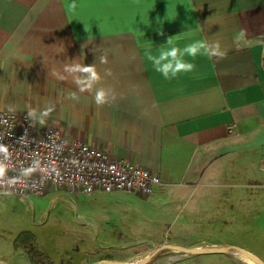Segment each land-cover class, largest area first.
<instances>
[{
	"label": "crops",
	"instance_id": "1",
	"mask_svg": "<svg viewBox=\"0 0 264 264\" xmlns=\"http://www.w3.org/2000/svg\"><path fill=\"white\" fill-rule=\"evenodd\" d=\"M240 29L246 38L237 41ZM176 35L180 47L219 40L227 58L198 56L196 71L166 80L146 54ZM105 53L108 62H96L100 86L116 99L97 106L92 92L57 74ZM72 91L78 101L68 99ZM49 103L45 124L147 168L159 177L155 189L195 185L230 159L264 182V0H0V109L39 114ZM20 250L12 243L17 259L0 256V264H29Z\"/></svg>",
	"mask_w": 264,
	"mask_h": 264
},
{
	"label": "rangeland",
	"instance_id": "2",
	"mask_svg": "<svg viewBox=\"0 0 264 264\" xmlns=\"http://www.w3.org/2000/svg\"><path fill=\"white\" fill-rule=\"evenodd\" d=\"M255 177L244 161L230 159L195 185H159L145 196L59 187L40 196L0 192V256L17 259L12 243L27 231L58 264H229L227 256L241 254L235 244L264 259V182ZM217 244L224 249L186 250Z\"/></svg>",
	"mask_w": 264,
	"mask_h": 264
},
{
	"label": "built area",
	"instance_id": "3",
	"mask_svg": "<svg viewBox=\"0 0 264 264\" xmlns=\"http://www.w3.org/2000/svg\"><path fill=\"white\" fill-rule=\"evenodd\" d=\"M30 110L0 109V143L9 151L7 159L0 154V163L6 165L0 192L40 196L50 187H59L80 194L115 190L145 196L160 183L158 175L145 167L68 138L56 127L30 121ZM226 130L234 133V124H227Z\"/></svg>",
	"mask_w": 264,
	"mask_h": 264
},
{
	"label": "clouds",
	"instance_id": "4",
	"mask_svg": "<svg viewBox=\"0 0 264 264\" xmlns=\"http://www.w3.org/2000/svg\"><path fill=\"white\" fill-rule=\"evenodd\" d=\"M163 35V32L160 33ZM177 36H170L167 38L166 43L160 45L156 52H147V60L152 64L154 70L160 73L164 79L171 80L178 78L182 74H188L196 71L197 65L193 62L198 56L206 57L209 60L219 62L227 58L228 49L223 47L219 40L209 41L207 39H193L190 43L185 44L183 47L178 46ZM246 38V30L240 29L235 39L237 41ZM90 42V38L83 47H86ZM95 53V51L93 50ZM72 63H65L63 74H57L59 79L72 78L73 83L79 93L92 92L95 104L103 106L114 102L115 94L103 86H100L102 76L98 72L96 62L106 64L108 62L107 54L95 55V61L92 64H78L75 60ZM77 91H72L68 95L71 101H78L79 95ZM55 110V105L49 103L45 108L37 114L35 110L27 112V118L30 121L36 120L40 125H44L46 118ZM24 136L20 139L23 140ZM0 154L5 159L8 158V146L0 143ZM28 170H26L27 172ZM6 165L0 163V178L5 176Z\"/></svg>",
	"mask_w": 264,
	"mask_h": 264
},
{
	"label": "trees",
	"instance_id": "5",
	"mask_svg": "<svg viewBox=\"0 0 264 264\" xmlns=\"http://www.w3.org/2000/svg\"><path fill=\"white\" fill-rule=\"evenodd\" d=\"M21 235L23 238H20ZM34 240V236L31 233L22 231L19 237L13 242V246L25 251L29 264H54L47 253L38 250L34 246ZM141 264H149L148 259Z\"/></svg>",
	"mask_w": 264,
	"mask_h": 264
},
{
	"label": "water",
	"instance_id": "6",
	"mask_svg": "<svg viewBox=\"0 0 264 264\" xmlns=\"http://www.w3.org/2000/svg\"><path fill=\"white\" fill-rule=\"evenodd\" d=\"M175 248L181 249L179 247H175ZM223 249H224L223 247H215V248L206 249V250H203V251H201V250H199L197 248H189V249H186V250L189 251V252H192V253H196V252H220ZM235 249H237L239 252H241L242 254L246 255L247 257L251 258L252 260L257 261L260 264H262V262L258 258L253 256L252 254L248 253L246 250H244V249H242L240 247H235ZM109 263H111V264H141L142 262H125V261L111 260V261H109Z\"/></svg>",
	"mask_w": 264,
	"mask_h": 264
},
{
	"label": "bare ground",
	"instance_id": "7",
	"mask_svg": "<svg viewBox=\"0 0 264 264\" xmlns=\"http://www.w3.org/2000/svg\"><path fill=\"white\" fill-rule=\"evenodd\" d=\"M107 264H109V263H107Z\"/></svg>",
	"mask_w": 264,
	"mask_h": 264
}]
</instances>
